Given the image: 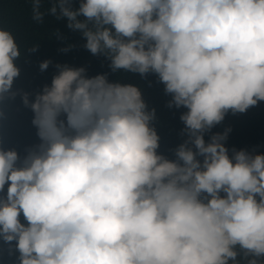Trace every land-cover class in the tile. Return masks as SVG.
Wrapping results in <instances>:
<instances>
[{"label":"clouds","instance_id":"obj_1","mask_svg":"<svg viewBox=\"0 0 264 264\" xmlns=\"http://www.w3.org/2000/svg\"><path fill=\"white\" fill-rule=\"evenodd\" d=\"M29 2L33 21L66 20L110 73L56 64L41 90L14 88L21 46L0 27L8 254L17 264H264V153L229 149L230 127L213 132L264 102V0ZM120 72L154 75L167 107L185 109L172 158L159 152L156 109L140 88L109 78ZM17 97L36 137L22 153L2 131Z\"/></svg>","mask_w":264,"mask_h":264},{"label":"trees","instance_id":"obj_2","mask_svg":"<svg viewBox=\"0 0 264 264\" xmlns=\"http://www.w3.org/2000/svg\"><path fill=\"white\" fill-rule=\"evenodd\" d=\"M76 0L74 7H78ZM51 7L45 0L42 11ZM0 27L8 28L21 46L22 55L16 61L21 70L16 79L14 88L35 93L45 84H50L53 75L56 74V64H68L74 67H85L89 76L100 73H110L109 61L103 56H93L84 47L85 40L78 32L72 31L66 26V20L56 21L54 17L46 15L43 24H38L31 18V3L29 0H0ZM59 31L61 39H57L53 33ZM38 45L34 53L26 51V47ZM68 45H74L68 52L61 49ZM44 60H51L49 68L41 72L39 65ZM112 80H120L124 83H132L140 88L143 98L149 108L156 109L155 126L160 136L159 152L172 158V149L183 142L180 135L184 127L179 117L185 109H169L167 102L169 96L164 93V86L157 82L154 75L146 79L139 74L116 73L110 74ZM9 118L3 128L5 147H15L21 153L23 148L36 141L35 129L31 126L32 113L25 109L20 98L12 102ZM231 128L226 146L231 149H247L257 153H264V102L250 108L243 114L229 113L221 125L213 129V132H223L225 128ZM207 140L208 137L206 136ZM18 255V253L16 254ZM16 255L10 256L7 245L0 242V264H17Z\"/></svg>","mask_w":264,"mask_h":264}]
</instances>
